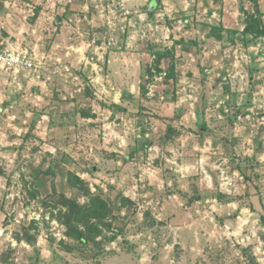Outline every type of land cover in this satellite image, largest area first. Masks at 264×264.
Instances as JSON below:
<instances>
[{
    "label": "rangeland",
    "instance_id": "rangeland-1",
    "mask_svg": "<svg viewBox=\"0 0 264 264\" xmlns=\"http://www.w3.org/2000/svg\"><path fill=\"white\" fill-rule=\"evenodd\" d=\"M0 3V264H264V0Z\"/></svg>",
    "mask_w": 264,
    "mask_h": 264
},
{
    "label": "built area",
    "instance_id": "built-area-1",
    "mask_svg": "<svg viewBox=\"0 0 264 264\" xmlns=\"http://www.w3.org/2000/svg\"><path fill=\"white\" fill-rule=\"evenodd\" d=\"M36 66L32 57L19 50L0 49V68L31 69Z\"/></svg>",
    "mask_w": 264,
    "mask_h": 264
},
{
    "label": "trees",
    "instance_id": "trees-1",
    "mask_svg": "<svg viewBox=\"0 0 264 264\" xmlns=\"http://www.w3.org/2000/svg\"><path fill=\"white\" fill-rule=\"evenodd\" d=\"M70 212V221L68 222V225L70 226V228H74L73 223H74V217L78 220L82 219V216H87L89 215L91 212L92 214L95 216H101V206L104 207V203L103 201H101V199L95 198L93 199V202L88 206V207H82L80 205H76L75 202L68 200L67 203ZM74 230H76V234H79V237L81 238V240L85 241L86 237L83 235L82 231H78L76 228H74Z\"/></svg>",
    "mask_w": 264,
    "mask_h": 264
},
{
    "label": "water",
    "instance_id": "water-1",
    "mask_svg": "<svg viewBox=\"0 0 264 264\" xmlns=\"http://www.w3.org/2000/svg\"><path fill=\"white\" fill-rule=\"evenodd\" d=\"M3 6H4V4H3V3H0V9H2ZM124 96H125V97H129V98H131V97H132V93H130V92H125V93H124Z\"/></svg>",
    "mask_w": 264,
    "mask_h": 264
}]
</instances>
